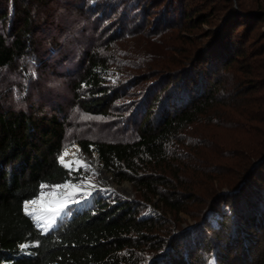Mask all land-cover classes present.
I'll return each instance as SVG.
<instances>
[{
	"label": "trees",
	"instance_id": "16d2710c",
	"mask_svg": "<svg viewBox=\"0 0 264 264\" xmlns=\"http://www.w3.org/2000/svg\"><path fill=\"white\" fill-rule=\"evenodd\" d=\"M6 1L0 0V22L9 16L10 26L8 34L0 33V69L17 68L28 56L42 61L34 38L38 14L45 13L42 20L50 23V5L59 0H12L11 13ZM88 2L82 0L76 9ZM110 5L111 0H96L91 9ZM241 13L228 17L227 30L225 25L216 31L210 55L199 54L197 63H207L201 76L197 72L176 83L172 91H184L186 104L161 108L156 125L148 116L153 107L147 106L133 141L81 142L85 152L99 154L118 182L131 180L139 200L158 198L162 208L179 214L210 182L216 187L207 194L229 200L230 213L220 215L216 224L202 220L198 228L170 235L158 218L139 216L140 204L97 198L88 207L72 209L44 233L24 205L44 185L72 179V168L59 161L66 121L46 112L0 109V264H207L212 254L217 264H264V160L248 172L264 155V87L254 83L251 70L237 67L249 59L246 42L233 40L237 24L248 17ZM249 19L263 22L264 10ZM261 40L264 46V31ZM86 59L72 84L74 101L106 113L116 97L105 85L109 58L95 51ZM230 163L233 170L225 168ZM220 187L228 190L218 192Z\"/></svg>",
	"mask_w": 264,
	"mask_h": 264
},
{
	"label": "rangeland",
	"instance_id": "374dc122",
	"mask_svg": "<svg viewBox=\"0 0 264 264\" xmlns=\"http://www.w3.org/2000/svg\"><path fill=\"white\" fill-rule=\"evenodd\" d=\"M88 1L81 11L76 7L81 5L82 0L52 3L48 13L50 23L42 20L45 13L38 14L40 29L34 33V38L44 64L37 57L28 56L17 68L0 69V109L36 114L46 112L59 115L66 121L67 141L59 156L60 163L65 150L79 149L90 157L97 155L98 166L111 176V183L116 186L130 185L129 192L104 184L102 190L95 188L88 194L80 190L67 195L66 206H63L57 222L67 217L72 209L88 207L93 199L107 198L112 203L122 200L140 204L139 216L158 218L170 235L193 230L202 220L218 223L220 215L230 213V207L229 200L219 201L211 196V201L207 192L212 186L216 187V183L204 182L188 201V211L176 214L162 208L158 198L152 202L139 200L141 198L134 183L131 180L118 182L114 173L100 160L99 154L96 151L85 152L81 142L133 141L138 136V127L146 116L147 106L153 107L148 116L151 124L156 125L162 114L161 108L165 110L170 105L178 107L186 104L184 91H172L176 83L188 80L189 75L197 72L198 78L201 76L200 72L207 63H197L200 55H210L216 45V31L225 25L227 30L228 17L236 19L241 12L248 17L241 19L240 22H245L242 26L237 24L233 40L246 42L244 47L249 59L237 67L251 70L254 83L260 82V86L264 87V46L261 40L264 21L249 19V15H254L256 10H264V0H113L115 3L111 0L110 7L101 11H93L91 6L95 2ZM6 4L11 13L12 0H7ZM32 9L38 13L37 7ZM9 26L8 16L0 22V33L8 34ZM95 51L110 61L104 74L105 85L109 87V93L114 91L116 97L106 113L87 110L74 101L72 84L88 63L86 56ZM83 56L84 62L81 61ZM168 98L170 100L166 101ZM61 164L67 169L72 168L68 169L72 173L69 181L82 184L102 181L95 170L77 167L72 162L63 161ZM230 165L232 167L225 168L233 170L234 164ZM62 184L44 185L41 194H49ZM227 190L220 187L218 192ZM35 224L45 231L43 225ZM213 261L217 264L212 254L207 264H213Z\"/></svg>",
	"mask_w": 264,
	"mask_h": 264
},
{
	"label": "bare ground",
	"instance_id": "6f19581e",
	"mask_svg": "<svg viewBox=\"0 0 264 264\" xmlns=\"http://www.w3.org/2000/svg\"><path fill=\"white\" fill-rule=\"evenodd\" d=\"M64 161L66 163H74L77 167H84L86 169H91V171H97L101 176V182L99 183H81L78 181H67L65 184L61 186H57L56 189L49 194H40L33 200L25 202L28 204V210L26 211L29 216L33 217V221L36 223L43 225L44 220L48 214V208L52 205L54 201L62 200L64 197L68 195L69 192H78L82 191L85 194L91 193V191L96 190L95 188H99L102 190L104 188V184L112 186L114 189H120L125 192L130 191V185L125 183L121 186L114 185L111 180V176L104 173L103 169L98 166V157L95 155L94 157H90L87 154H83L79 149H67L64 151L63 155ZM71 168V167H70ZM64 185H69L68 188H65ZM73 186H75L73 188ZM79 193V192H78ZM83 194V193H82ZM41 200L43 201V208L41 207ZM37 201L38 203L33 205L30 202ZM25 209V208H24ZM40 216L41 218L38 220L36 217Z\"/></svg>",
	"mask_w": 264,
	"mask_h": 264
},
{
	"label": "snow or ice",
	"instance_id": "6c2138e0",
	"mask_svg": "<svg viewBox=\"0 0 264 264\" xmlns=\"http://www.w3.org/2000/svg\"><path fill=\"white\" fill-rule=\"evenodd\" d=\"M91 2H96V0H91ZM115 81H113L114 83ZM60 160H61V163H63L64 161V157L61 156L60 157ZM65 188H68L69 185H64ZM75 186H73L74 188ZM68 195H72V192H69ZM90 195V194H89ZM31 204L35 205L37 204L38 202L37 201H31L30 202ZM41 207L43 208V201L41 200ZM66 203H67V197L65 199H62V200H59V201H54L52 203V205L50 206V208H48V214L44 220V224H43V227H44V230L47 232L49 228H51L53 225H55L57 223V217H59L61 215V212L63 210V206H66ZM28 207L29 205L28 204H25L24 205V208H25V211L28 210ZM38 220L41 218L40 216H37L36 217ZM213 264H214V261H213Z\"/></svg>",
	"mask_w": 264,
	"mask_h": 264
},
{
	"label": "water",
	"instance_id": "95a60500",
	"mask_svg": "<svg viewBox=\"0 0 264 264\" xmlns=\"http://www.w3.org/2000/svg\"><path fill=\"white\" fill-rule=\"evenodd\" d=\"M263 160H264V155H263L262 157L256 159V160H254V161L252 162V164L250 165V168H249L248 172H249L251 169H253L255 166H257L259 163H261Z\"/></svg>",
	"mask_w": 264,
	"mask_h": 264
}]
</instances>
